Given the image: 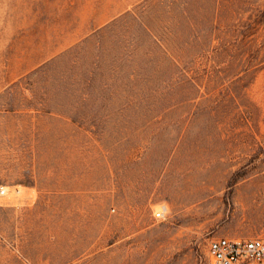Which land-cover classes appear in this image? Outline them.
<instances>
[{"label":"rangeland","instance_id":"rangeland-1","mask_svg":"<svg viewBox=\"0 0 264 264\" xmlns=\"http://www.w3.org/2000/svg\"><path fill=\"white\" fill-rule=\"evenodd\" d=\"M90 68L119 102H67ZM0 185V264H209L264 235V0H0Z\"/></svg>","mask_w":264,"mask_h":264},{"label":"built area","instance_id":"built-area-1","mask_svg":"<svg viewBox=\"0 0 264 264\" xmlns=\"http://www.w3.org/2000/svg\"><path fill=\"white\" fill-rule=\"evenodd\" d=\"M0 185V195L6 194ZM164 206L155 211L162 216ZM209 264H264V235L252 238L213 237L208 241Z\"/></svg>","mask_w":264,"mask_h":264},{"label":"crops","instance_id":"crops-1","mask_svg":"<svg viewBox=\"0 0 264 264\" xmlns=\"http://www.w3.org/2000/svg\"><path fill=\"white\" fill-rule=\"evenodd\" d=\"M103 25L102 26H98V25H93V27H91L90 29H88V35H101V32L103 30ZM90 32V33H89ZM73 41H69L67 43L66 46L63 47V51H69V52H73L71 55L74 54V56H79V55H83L85 53V49L84 47H82V43L83 45L86 43V41H91V39L89 37H87L86 34L82 35V36H79L77 37L76 39H72ZM94 46H98L96 51L99 52L100 48H102L103 46H101L102 44V40H101V37H96L95 36V40H94ZM89 44V43H88ZM87 44V45H88ZM93 46V47H94ZM84 50V51H83ZM83 51V52H82ZM96 54V53H95ZM99 55V54H98ZM98 58V56H97ZM96 56H95V60H94V63L96 64ZM92 70L95 71L94 68H90V70L88 71L89 74L85 75V74H81V73H78L77 77L76 78H71L70 82H71V95L72 97H75L77 95L78 98H71V99H68L67 102L69 103H85L87 102V100H91V101H94V102H114V101H118L119 102V98L116 99V98H112L114 95H112V92L111 94H105L103 90H105L108 85L106 83H104V86L102 87V84H100L99 87V91L97 94V96H95L96 98H87V97H90V95L87 96V90L86 88L88 87H95L97 86V84L95 83V81H92V79H95L97 76L95 74L92 75ZM101 77V75L99 76ZM107 91V90H105ZM104 92V94H103ZM103 95H106L108 96V98H101L103 97ZM121 101V100H120ZM61 117H64L66 119H75V118H84L86 117L85 114H82L80 112H73V111H69V112H63L59 114ZM79 130V129H78ZM67 162H88L87 160H79V158H75L73 157L71 160H68ZM100 162H104V160H101Z\"/></svg>","mask_w":264,"mask_h":264}]
</instances>
